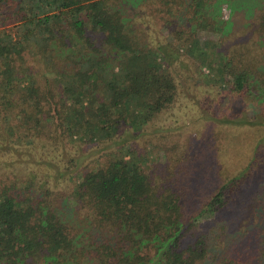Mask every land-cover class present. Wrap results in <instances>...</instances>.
I'll return each mask as SVG.
<instances>
[{
	"label": "trees",
	"instance_id": "1",
	"mask_svg": "<svg viewBox=\"0 0 264 264\" xmlns=\"http://www.w3.org/2000/svg\"><path fill=\"white\" fill-rule=\"evenodd\" d=\"M147 4L174 25L178 50L212 25L236 31L242 11L256 17L243 30L258 40L201 56L214 82L263 101L264 0H0V264H264V181L259 204L246 187L252 164L196 211V187L180 178L196 164L159 168L160 181L148 167L137 139L179 91L161 48L133 27ZM242 113L208 119L264 126L262 111ZM51 154L58 162L38 176L36 158Z\"/></svg>",
	"mask_w": 264,
	"mask_h": 264
},
{
	"label": "rangeland",
	"instance_id": "2",
	"mask_svg": "<svg viewBox=\"0 0 264 264\" xmlns=\"http://www.w3.org/2000/svg\"><path fill=\"white\" fill-rule=\"evenodd\" d=\"M229 5L228 2L221 4L222 19H233ZM153 7L152 4L142 6L152 18L148 19L144 9H139L140 13L133 20V27L141 39L148 41L154 47H160L161 52L166 55L170 69L176 76L179 96L175 106L164 111L148 127V131L137 139L139 147L146 155L150 171L155 179L160 181L158 173L172 172L176 162L184 165L196 164L199 168L194 169L191 174L185 172L180 175V178H185L190 187L193 185L196 187L198 199L196 198L195 203H192L196 211L200 207L201 197L205 194L210 195L212 189L219 183L252 164L254 169L251 176L247 178L249 182L246 187H251L252 191L256 192V197H252V200L261 204L258 194L262 192L260 189L264 181V142L256 159L254 153L258 142L264 136V126H237L214 122L208 117L212 114L233 116L242 112L253 114L262 111L264 113V92L260 96L263 98L262 102L244 100L236 92H232L223 81L214 82L213 73L207 66H202L203 56H201L203 51L211 54L224 52L228 48L232 51L243 41L251 40V38L259 39V36L247 34V28L243 30L245 25L256 23L254 19L256 17L252 18L242 11L234 15V21L239 22L243 27L240 26L235 31V26H232L233 21L224 28L223 25L218 28L212 25L210 29L200 31L197 36L199 41L195 39L191 43L194 46H190L189 50L186 49L189 43L186 44V48L178 50L172 45L174 25L168 23L167 19L161 15L156 16L153 13ZM74 147V150H79L78 144ZM185 150H187L186 155H184ZM195 150L199 156H194L195 163H193L188 158V153ZM71 155V152L63 154L67 158ZM16 156L15 153L13 156L8 153L6 158L12 163L17 161ZM58 159L59 157L51 154L45 157L46 164L42 166L38 164V158H36L34 164L37 166L38 176L50 173L53 169L50 164L56 165ZM165 165L167 167L164 168ZM159 168L163 171L157 172ZM40 180L44 185L45 179L40 178Z\"/></svg>",
	"mask_w": 264,
	"mask_h": 264
}]
</instances>
